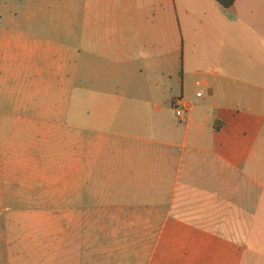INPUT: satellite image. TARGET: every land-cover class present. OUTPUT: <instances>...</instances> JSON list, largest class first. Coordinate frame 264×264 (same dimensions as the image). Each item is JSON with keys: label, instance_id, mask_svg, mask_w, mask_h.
Segmentation results:
<instances>
[{"label": "crops", "instance_id": "0c3cea01", "mask_svg": "<svg viewBox=\"0 0 264 264\" xmlns=\"http://www.w3.org/2000/svg\"><path fill=\"white\" fill-rule=\"evenodd\" d=\"M195 23L214 70L183 59L177 95ZM107 194L161 226L157 255L176 264L238 261L264 241V0H107Z\"/></svg>", "mask_w": 264, "mask_h": 264}, {"label": "rangeland", "instance_id": "374dc122", "mask_svg": "<svg viewBox=\"0 0 264 264\" xmlns=\"http://www.w3.org/2000/svg\"><path fill=\"white\" fill-rule=\"evenodd\" d=\"M206 52L195 23L177 95L183 59L214 70ZM109 195L107 0H0V264H176L157 255L161 226ZM258 238L224 264H264Z\"/></svg>", "mask_w": 264, "mask_h": 264}, {"label": "built area", "instance_id": "2783aa9c", "mask_svg": "<svg viewBox=\"0 0 264 264\" xmlns=\"http://www.w3.org/2000/svg\"><path fill=\"white\" fill-rule=\"evenodd\" d=\"M202 93H198L197 97H201ZM173 107L175 108L176 115L180 119L181 122H187V114L191 110L190 104L185 102L184 99H177L173 103Z\"/></svg>", "mask_w": 264, "mask_h": 264}, {"label": "trees", "instance_id": "16d2710c", "mask_svg": "<svg viewBox=\"0 0 264 264\" xmlns=\"http://www.w3.org/2000/svg\"><path fill=\"white\" fill-rule=\"evenodd\" d=\"M221 7L224 9H229L231 8L236 0H215Z\"/></svg>", "mask_w": 264, "mask_h": 264}]
</instances>
